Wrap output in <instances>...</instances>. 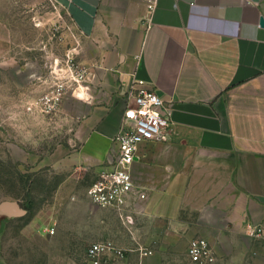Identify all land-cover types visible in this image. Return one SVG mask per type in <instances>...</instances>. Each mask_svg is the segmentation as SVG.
Returning <instances> with one entry per match:
<instances>
[{"label": "crops", "instance_id": "0c3cea01", "mask_svg": "<svg viewBox=\"0 0 264 264\" xmlns=\"http://www.w3.org/2000/svg\"><path fill=\"white\" fill-rule=\"evenodd\" d=\"M63 1L96 80L94 100H76L59 167L77 183L113 169L135 80L174 108L171 140L141 146L127 209L176 231L167 245L138 244L153 251L143 260L136 248L109 264H182L157 255L175 245L193 264L187 250L199 238L217 264H264V0H157L154 11L149 0Z\"/></svg>", "mask_w": 264, "mask_h": 264}, {"label": "rangeland", "instance_id": "374dc122", "mask_svg": "<svg viewBox=\"0 0 264 264\" xmlns=\"http://www.w3.org/2000/svg\"><path fill=\"white\" fill-rule=\"evenodd\" d=\"M82 48L65 1L0 0V206L16 202L26 211H0V264H82L93 244L108 240L129 251L128 258L138 244H169L165 237L175 230L136 211L91 203L87 190L99 176L77 183L73 170L59 167L60 151L74 136L78 99L69 96L52 116L39 113V101L56 65L69 58L81 63ZM47 226L56 233L47 235ZM154 232L161 239L154 241ZM177 247L172 255L159 247L157 255L184 264ZM131 258L139 260L137 253Z\"/></svg>", "mask_w": 264, "mask_h": 264}, {"label": "built area", "instance_id": "2783aa9c", "mask_svg": "<svg viewBox=\"0 0 264 264\" xmlns=\"http://www.w3.org/2000/svg\"><path fill=\"white\" fill-rule=\"evenodd\" d=\"M149 9L154 11L157 0H149ZM53 80L49 89L39 101V113L55 115L69 96L91 103L95 97L96 76L91 67L69 58L62 65H56L52 71ZM140 85L137 88L135 85ZM143 80H135L125 91L129 100L123 125L113 139L116 147V161L113 169L104 171L88 188L87 197L91 203L102 208L125 211L135 193L133 167L139 156L141 146L152 142L171 140L173 131L174 108L171 102L164 101L153 89L146 88ZM28 111L35 112L34 107ZM141 198H145L141 195ZM260 229L253 234L259 235ZM44 232L52 236L54 227L47 226ZM143 258L151 256L153 251L138 246L136 249ZM135 249L130 250V252ZM129 252L113 241H101L93 244L86 253L82 264H109L124 260ZM187 255L193 264H217L218 257L213 244L204 238L194 239L189 243Z\"/></svg>", "mask_w": 264, "mask_h": 264}, {"label": "water", "instance_id": "95a60500", "mask_svg": "<svg viewBox=\"0 0 264 264\" xmlns=\"http://www.w3.org/2000/svg\"><path fill=\"white\" fill-rule=\"evenodd\" d=\"M262 26H264V20H262ZM0 211L2 213L12 215V216H24L26 211L21 209L18 203H4L0 206Z\"/></svg>", "mask_w": 264, "mask_h": 264}]
</instances>
